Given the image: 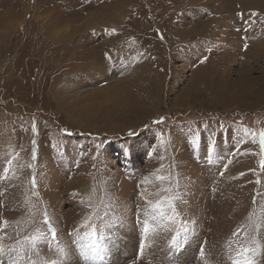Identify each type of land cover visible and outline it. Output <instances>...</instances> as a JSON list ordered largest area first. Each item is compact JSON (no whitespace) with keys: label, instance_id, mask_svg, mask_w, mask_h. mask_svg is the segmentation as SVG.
<instances>
[{"label":"rangeland","instance_id":"rangeland-1","mask_svg":"<svg viewBox=\"0 0 264 264\" xmlns=\"http://www.w3.org/2000/svg\"><path fill=\"white\" fill-rule=\"evenodd\" d=\"M261 131L264 0H0V264H264Z\"/></svg>","mask_w":264,"mask_h":264},{"label":"snow or ice","instance_id":"snow-or-ice-1","mask_svg":"<svg viewBox=\"0 0 264 264\" xmlns=\"http://www.w3.org/2000/svg\"><path fill=\"white\" fill-rule=\"evenodd\" d=\"M255 15V14H253ZM241 29H237V31H240ZM245 48H247V45H245ZM207 59V57H204L201 62L203 63L205 60ZM155 123H162V121H156ZM32 131L34 133H37L38 132V129L36 128V126L34 125L33 128H32ZM133 133H129V135H132ZM253 135H256L255 133H253ZM259 137H260V140L259 142L261 143L262 146H264V131H261L259 133ZM36 144V141H33V145ZM99 145H96V148L99 149ZM33 159H36V150H35V147L33 148ZM95 159V157H93ZM43 223L45 225L48 226V232L50 233V239H48L46 236H41L39 238L37 237H34V238H31V242H32V246L35 248L37 246V241L38 240H47L48 244L51 245V243L53 241H56L57 240V232L55 230V228L51 227V224H50V221L47 217V214H45L44 216V220H43ZM147 229H145L146 231ZM234 235H238V233H234ZM90 252L94 253V254H97L99 255L97 249L95 248V246L93 245H87L86 246ZM8 251V249L0 244V255H4L6 254ZM255 249L254 248H249V247H244V246H241V250L237 253V255L239 257H241L240 260H237L234 262V264H252V261L251 259H249V254L254 252ZM59 252L61 253L62 257L66 258L67 256V251L63 248L59 249ZM99 259L103 260V256L100 255L99 256ZM51 264H62V260H54V261H51Z\"/></svg>","mask_w":264,"mask_h":264},{"label":"bare ground","instance_id":"bare-ground-1","mask_svg":"<svg viewBox=\"0 0 264 264\" xmlns=\"http://www.w3.org/2000/svg\"><path fill=\"white\" fill-rule=\"evenodd\" d=\"M201 77L203 78V76L201 75ZM200 78V77H199ZM215 85V84H214ZM242 87H241V89H237L236 87H234V89L235 90H230L229 92H227V93H223V95L221 94H219L220 96V99H221V101H222V103L224 104V105H228L229 103H231V102H233V101H235L236 99H237V97H238V94H244V93H246L245 92V87H244V83H242V84H240ZM225 86H227V84L225 85ZM219 87V86H218ZM232 89V88H231ZM244 97V96H243ZM256 103V102H255ZM255 106H257V105H255Z\"/></svg>","mask_w":264,"mask_h":264}]
</instances>
